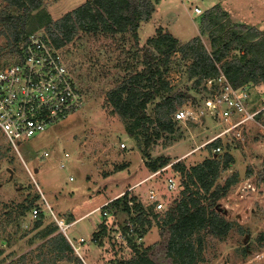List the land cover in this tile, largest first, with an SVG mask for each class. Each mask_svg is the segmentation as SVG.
I'll return each mask as SVG.
<instances>
[{"label":"rangeland","instance_id":"374dc122","mask_svg":"<svg viewBox=\"0 0 264 264\" xmlns=\"http://www.w3.org/2000/svg\"><path fill=\"white\" fill-rule=\"evenodd\" d=\"M85 1H45L42 8L29 17L27 32L45 31L44 34L55 42L52 34L57 36L56 31H46L48 21L60 18ZM153 1L156 3L155 16L148 21L142 35H151L153 29L154 35L159 31L170 32L180 46L200 37L206 48L212 49L211 37L203 27L201 17L216 6L219 15L225 12L233 24H247L264 31V0ZM196 4L203 9L201 14L195 12ZM19 12L20 9L9 5L8 1L0 0V65L8 62L14 52L12 48H15L9 31L11 21L7 17ZM136 48L130 34L121 37L120 34L94 35L79 31L63 49L83 93L82 107L45 132L24 141L19 146L20 153L10 147L0 133V247L3 249L0 264H79L74 253L70 259L55 262L50 244L44 245L51 236L48 229L55 224L59 226L55 215L69 223L77 220L68 229V234L89 240L95 227L97 231L106 218L103 209L96 208L124 191L148 206V190L158 188L164 194L165 208L159 211L163 213L180 187L167 190L168 178L176 176L169 168L172 163L160 174L152 176L155 172L147 167L146 161L163 155L176 162L188 154L186 159L191 165L209 156V149L198 147L223 129L209 119L200 123L176 122L175 135L164 133L158 144L151 147L148 157L144 154L143 134L135 138L128 135V120L113 108L107 93L125 77L143 68V53ZM129 50L138 53L129 55ZM241 53L242 50L233 49L229 58ZM188 65L189 60L183 58L180 51L175 52L168 79L176 89L196 96L194 100H203L208 92L195 88L193 81L188 79ZM247 86L252 94L250 108L262 109L264 82ZM153 108L154 104H150L148 111L152 112ZM242 135V140L231 141L229 136L221 138L222 153L229 150L235 162L219 178V183L224 184L229 175L239 174L238 182L219 201L220 211L238 225L224 238L207 233L198 264H264V257L259 258L264 253V244L259 240L264 231V124L249 122ZM122 143L126 146L122 147ZM46 151L49 155L44 156ZM136 184L139 185L133 188ZM33 200L31 208L25 210ZM34 208L42 210L38 217L33 216ZM125 217L123 212L118 213L120 225ZM39 219L43 223L36 226ZM150 219L152 225L147 227L143 246H151L155 251L151 250L152 257L156 253L164 255L168 234L152 217ZM117 226L111 224L110 230L114 231ZM60 231L63 232L61 227ZM115 242L126 247L123 255H132L125 243ZM84 247L85 258L97 263L104 262L103 255L114 256L112 253L117 245L113 248L106 242L105 246L90 244Z\"/></svg>","mask_w":264,"mask_h":264},{"label":"trees","instance_id":"16d2710c","mask_svg":"<svg viewBox=\"0 0 264 264\" xmlns=\"http://www.w3.org/2000/svg\"><path fill=\"white\" fill-rule=\"evenodd\" d=\"M6 1L20 9L19 14L7 17L11 21L9 31L16 48L32 32H27L29 17L34 11L41 9L47 0ZM155 9L156 3L153 0H86L60 18L49 20L46 30L51 33L56 31L57 36H52L59 47L68 45L81 30L94 35L120 34L122 37L130 34L136 49L143 53V68L110 89L107 98L113 108L128 120V135L135 138L143 134L146 157L150 156L151 147L158 144L164 133L175 135L177 127L173 114L193 96L176 89L168 79L175 52L180 51L182 57L189 60L188 79L193 81L197 89L204 79L218 75L220 68L236 87L264 82V31L247 24H233L225 12L219 15L220 11L216 6L201 17L202 25L211 37V50L206 48L200 37L180 46L172 33L163 31L140 45L139 29L142 23L151 20ZM220 16L224 18L221 19ZM233 49L242 50L241 55L229 58ZM130 50L129 55L135 56L138 53ZM149 104H154L152 112L148 111ZM220 145L222 146V139L204 146L203 148L209 149V156L191 165L188 164L187 157L173 162L170 157L161 155L146 161L147 167L153 172L172 163L169 168L175 173L174 178L180 187L179 193L163 213L152 207L147 211L137 202L135 195L129 197V192L108 204L109 211L116 216L119 212L130 211L128 201L129 198L132 199L137 209V216L133 220L138 223V232L142 235L152 225V217L155 224L168 234L167 251L164 255L156 253L152 257L151 246L144 247L134 237L128 238L132 255H123L126 247L113 240L110 232L112 217H106L95 232L98 245L105 246L107 242L113 248L117 245V248L112 253L114 256L103 257L114 264H167L166 260L169 264H198L207 233L224 238L238 225L219 210V201L228 195L231 187L239 180V174L233 173L224 184L219 183L221 173L235 162V157L229 150L223 153L213 151V148ZM34 201L25 206V210L31 208ZM71 218L74 219V216ZM42 223L39 219L36 226H41ZM239 227L244 231L241 225ZM120 228L127 230L122 223ZM48 232L51 236L44 245L50 244L54 261L70 259L73 248L67 235L56 224ZM259 240L264 244V231ZM2 254L3 249L0 247V255ZM77 261L83 264L79 257Z\"/></svg>","mask_w":264,"mask_h":264},{"label":"built area","instance_id":"2783aa9c","mask_svg":"<svg viewBox=\"0 0 264 264\" xmlns=\"http://www.w3.org/2000/svg\"><path fill=\"white\" fill-rule=\"evenodd\" d=\"M187 1L194 2V0ZM194 10L197 14L203 12L198 4L194 6ZM44 33L46 32H31L13 50L8 62L0 65V133L7 144L18 153H20L19 146L24 141L45 132L57 122L65 120L70 114L78 111L84 103L83 93L67 62L63 47L57 46ZM200 88L208 92L203 100L196 101L194 100L196 96L191 97L173 114V120L176 122L200 123L209 119L223 128L221 132L209 138L198 148L224 136L231 137V141L242 140L243 130L249 122L264 124V107L256 110L250 108L252 94L248 86L236 87L221 68L218 75L204 79ZM125 146L126 144L122 143V147ZM222 149L220 145L213 148V151L221 153ZM47 155H49L48 151L44 153V156ZM62 164L65 165V163ZM168 166L154 171L152 176L160 174ZM29 171L35 179L33 172L30 169ZM137 185L139 184L135 186ZM178 187L175 178H168V191ZM126 192L124 191L117 197ZM163 195L158 188H151L148 190V206H145L138 197L137 202H140L147 211L150 207L155 211H160L165 208ZM112 200L105 202L96 210L103 209V216L112 217V224L117 226L119 224L118 214L113 216L107 208ZM128 205L130 211L123 212L126 217L122 221L127 230H122L120 224L114 231L110 230L113 233V240L121 241L126 246L129 244V237H134L138 243H143L145 236L138 232L139 225L133 220L137 216L135 202L129 198ZM41 211V209L34 208L33 216L38 217ZM55 220L67 235L74 255L79 257L83 264H114L106 258H103L104 262L97 263L85 258L84 245L98 244L96 231L92 233L89 240L84 236L71 237L68 229L77 220L69 223L65 218L56 215ZM261 256L264 257V253L259 258Z\"/></svg>","mask_w":264,"mask_h":264},{"label":"crops","instance_id":"0c3cea01","mask_svg":"<svg viewBox=\"0 0 264 264\" xmlns=\"http://www.w3.org/2000/svg\"><path fill=\"white\" fill-rule=\"evenodd\" d=\"M155 16V15H154ZM153 16V17H154ZM154 19V18H153ZM149 22H144V23H142V25H141V27H140V29H139V37H140V42H142L143 44L146 42V40L150 37V36H153L154 35V33H155V29H153V32H151L152 34L151 35H147V36H144V35H142V31L144 30V28H145V26H146V24H148ZM148 28V27H147ZM142 40V41H141ZM181 40V39H180ZM183 41H185V40H183ZM150 105V104H149ZM186 156H188V154H186V155H184L183 157H180V158H184V157H186ZM168 157H170V156H168ZM179 160V159H178ZM88 177L91 179V176L90 175H88ZM135 187H137V186H135L134 185V187L133 188H135ZM72 192V191H71ZM58 202H56V204H57ZM98 228V227H97ZM95 231H96V227H95Z\"/></svg>","mask_w":264,"mask_h":264},{"label":"water","instance_id":"95a60500","mask_svg":"<svg viewBox=\"0 0 264 264\" xmlns=\"http://www.w3.org/2000/svg\"><path fill=\"white\" fill-rule=\"evenodd\" d=\"M12 171V170H11ZM219 210H220V207H219Z\"/></svg>","mask_w":264,"mask_h":264}]
</instances>
